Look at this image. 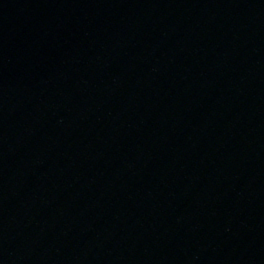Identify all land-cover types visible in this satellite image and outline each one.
Masks as SVG:
<instances>
[{
	"label": "water",
	"instance_id": "1",
	"mask_svg": "<svg viewBox=\"0 0 264 264\" xmlns=\"http://www.w3.org/2000/svg\"><path fill=\"white\" fill-rule=\"evenodd\" d=\"M0 264H264V0H0Z\"/></svg>",
	"mask_w": 264,
	"mask_h": 264
}]
</instances>
